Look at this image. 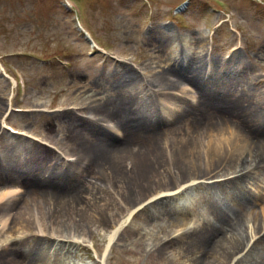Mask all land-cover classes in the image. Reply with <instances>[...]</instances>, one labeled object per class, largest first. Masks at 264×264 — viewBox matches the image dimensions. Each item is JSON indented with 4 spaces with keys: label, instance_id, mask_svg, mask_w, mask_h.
Masks as SVG:
<instances>
[{
    "label": "bare ground",
    "instance_id": "1",
    "mask_svg": "<svg viewBox=\"0 0 264 264\" xmlns=\"http://www.w3.org/2000/svg\"><path fill=\"white\" fill-rule=\"evenodd\" d=\"M202 40L197 41L199 47ZM198 61L185 60L189 66L183 70L175 61L156 73L150 88L125 70L106 101L81 108L91 117L84 120L88 127L76 132L70 127L72 153L55 154L43 145L36 151L28 143L10 140L4 148L0 143V264H69L88 234L100 231L109 248L134 212L147 207L167 206L164 213L171 226H182L190 213H199L198 205L188 202L189 192L215 186L197 181L212 175L225 160L236 166L246 158L247 167L225 168L238 175L220 183L223 189L207 192L197 224L172 232L186 238L179 250L187 261L196 260L194 264H233L241 246L257 241V230L264 231V204L259 203L256 212L262 221L253 227L242 207L250 198L254 204L264 201V94L256 88H264V80L251 72L243 85L227 81L218 94L190 90L185 86L201 82ZM227 76L220 74L219 81ZM175 91H186L192 104L176 105ZM171 141L179 157H174ZM57 155L63 156L65 166ZM97 169L113 174L108 186L87 181ZM116 170L122 181L116 180ZM254 170L263 178L241 184ZM232 184L239 186L227 187ZM141 231L145 229L136 233ZM174 238L158 241L178 243ZM245 257L260 264L255 256Z\"/></svg>",
    "mask_w": 264,
    "mask_h": 264
},
{
    "label": "rangeland",
    "instance_id": "2",
    "mask_svg": "<svg viewBox=\"0 0 264 264\" xmlns=\"http://www.w3.org/2000/svg\"><path fill=\"white\" fill-rule=\"evenodd\" d=\"M61 1L88 13L73 14ZM200 38L202 47L197 43ZM197 58L201 82L198 87L185 86L190 90L218 94L227 81L243 85L251 72L264 80V0H0V143L4 148L10 140L28 143L36 151L43 145L55 154L72 153L70 127L75 132L88 127L84 120L91 117L81 108L106 101L114 80L125 70L150 88L160 70L171 68L175 61H179L178 70H183L189 66L185 60L193 64ZM220 74L228 76L219 81ZM97 81L102 83L94 87ZM256 88L264 94L263 87ZM174 94L176 105L192 104L186 91ZM3 121L25 136L10 133ZM170 143L176 158L175 143ZM57 157L65 166L63 156ZM248 160L236 166L235 161L225 160L212 175L197 181L215 185L189 192L188 202L198 205V219L205 211L207 192H218L223 189L220 183L238 175L225 168L247 167ZM100 170L88 174L87 181L106 187L113 174H99ZM252 172L241 177V184L263 178L261 171ZM115 174L116 180H123L119 170ZM233 186L239 185L227 187ZM253 202L255 198H250L242 207L251 227L262 221L256 212H260L259 203L264 204ZM167 208L159 205L135 212L113 241L104 263L93 259L92 250L101 257L108 241L97 230L88 234L86 248L76 251L68 263L194 264L196 260L187 261L188 256L179 250L184 236L174 238L180 239L178 243L158 239L171 240L178 232L172 231L196 225L197 218L190 213L187 223L172 227L164 213ZM141 229L145 231L136 233ZM257 232V241L241 246L233 264H251L245 256H255L264 264V231ZM201 259L207 262L206 256Z\"/></svg>",
    "mask_w": 264,
    "mask_h": 264
}]
</instances>
